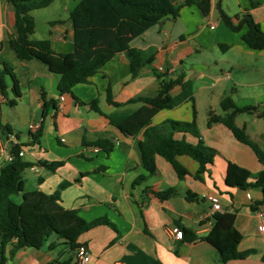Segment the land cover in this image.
<instances>
[{"label":"crops","instance_id":"0c3cea01","mask_svg":"<svg viewBox=\"0 0 264 264\" xmlns=\"http://www.w3.org/2000/svg\"><path fill=\"white\" fill-rule=\"evenodd\" d=\"M80 1L52 0L46 8L33 11L31 39L47 40L56 54L73 52L69 15ZM217 3L231 18L249 14L264 32V0H211L207 16L195 5L184 6L176 19L165 18L131 41L143 60L135 78L127 54L118 53L84 83L75 85L71 94L60 95V76L35 59H18L10 48L14 10L7 0H0V69L3 64L11 69L20 91L15 97L11 77L6 76V94L0 99V170L8 163L13 144L20 146L21 159L26 162H63L55 172L33 165L34 169L23 173L24 187L51 194L60 183L69 182L61 192L62 208L77 210L86 221L105 218L112 225H99L80 236L78 242L89 253L86 264H264V235L259 231L262 194L258 189L229 188L224 181L228 163L252 173L263 166L225 126H207L209 110L216 115L225 113L220 108L223 98L230 97L238 108L253 107L252 113L237 114L234 121L264 153V49L253 50L244 43L245 25L238 31L228 29L219 19ZM56 9V16L45 19L48 29L40 32L37 13ZM158 73L171 80L182 75L184 82L191 83L197 128L216 155L202 180L192 176L198 165L191 158L178 157L190 173L179 180L171 164L156 156L155 173L133 186L134 180L147 175L138 148L141 134L123 135L93 107L104 115L138 110L142 104L130 100L154 96L159 90ZM180 91L176 86L171 95ZM108 94L116 106L107 101ZM44 101L48 108L43 117ZM201 111L204 120H200ZM192 116V102L187 101L158 111L152 124L167 119L191 122ZM31 124L41 128L36 144L31 141L35 133L28 130ZM182 137L190 144L197 142L189 135L175 134L177 139ZM104 141L108 142L106 149L96 145ZM31 175L35 178L30 179ZM146 187L156 192L172 188L176 193L160 201L145 192ZM188 192L197 198L188 200ZM211 198L219 201L222 212L235 214V227L242 235L237 250L253 249L254 254L223 263L217 250L203 239L212 227ZM169 228L193 235L186 232L182 240H173L167 235ZM69 257L75 263L63 241L50 237L40 249H19L6 264H48Z\"/></svg>","mask_w":264,"mask_h":264},{"label":"trees","instance_id":"16d2710c","mask_svg":"<svg viewBox=\"0 0 264 264\" xmlns=\"http://www.w3.org/2000/svg\"><path fill=\"white\" fill-rule=\"evenodd\" d=\"M14 10V29L9 38V46L20 60L35 59L45 64L50 73L60 76L58 92L60 95L71 94V89L84 83L103 64L118 53H126L130 59V74L135 78L143 65L139 50L131 47V41L159 24L165 18L176 19L179 10L184 6L195 5L203 16L210 11L211 0H81L75 5L69 15L73 29L74 50L68 54H56L47 40H33L35 21L31 13L49 6L52 0H7ZM219 19L232 31H238L245 25L247 31L242 35L244 43L253 50L264 49V32L254 23L249 14H237L233 18L224 13L219 3L216 5ZM234 20H237L234 23ZM12 80V92L19 97L20 91L17 80L10 68L5 64L0 69V94L5 95V78ZM159 90L151 97H136L130 102L141 103L142 106L133 112L104 115L97 106L93 107L113 127L125 136L141 134L138 148L141 154L143 168L147 175H141L133 181V186L146 181L148 176L155 173V158L160 156L171 164L179 180L189 175V171L178 161V157L187 156L194 160L197 171L192 175L202 180L201 175L208 172V166L213 162L216 151L204 144L196 124L193 88L190 82L183 81L180 75L177 79H165L158 73ZM180 86L179 94L172 96L174 87ZM44 100V99H43ZM107 101H111L110 94ZM192 102V121L179 122L164 120L152 124L158 111L171 110L184 102ZM12 103L10 102V105ZM43 117L46 115L48 104L43 102ZM223 115H216L212 110L207 112V126L222 124L241 144L250 148L263 170L252 173L234 163H228L225 174V184L229 188L247 190L258 189L262 194L259 204L264 205V153L248 137L243 127L235 124V116L240 113H252L253 107L238 108L230 97L220 102ZM41 128L31 135L32 143H38ZM175 134L189 135L197 142L188 143L184 137L177 139ZM106 141L96 145L106 149ZM20 146L13 144L10 155L11 161L0 170V264H6L7 258H12L22 248L40 249L48 238L54 237L63 241L66 250L74 254L84 246L78 242L81 235L99 225H112L105 218L92 221L84 220L74 209L62 208L61 192L69 186L62 182L51 194L40 191H26L23 173L38 165L48 172H55L63 165L62 161L26 162L18 155ZM145 192L164 201L173 196L175 189L156 192L150 187ZM20 197V202L13 200ZM186 198H197L190 192ZM253 208V207H251ZM190 231L183 229V234ZM203 239L213 246L220 255L223 263L232 260H243L255 253V250L239 252L237 245L242 240L241 233L235 227V214L217 212L212 215V227ZM264 263V254L261 256ZM48 264H76L72 257L60 261L54 260Z\"/></svg>","mask_w":264,"mask_h":264},{"label":"built area","instance_id":"2783aa9c","mask_svg":"<svg viewBox=\"0 0 264 264\" xmlns=\"http://www.w3.org/2000/svg\"><path fill=\"white\" fill-rule=\"evenodd\" d=\"M1 98L2 96L0 94V99ZM28 130L31 133H35L38 130V125L37 124L29 125ZM18 155L21 157L23 153L20 151ZM11 159L12 157L11 155H9L8 162H10ZM31 169H34V168L31 167ZM210 203H211V215L217 212H222L220 203L216 198H211ZM260 216H261V221L259 223V231L262 235H264V211L261 212ZM167 235L170 239L182 240L183 231L182 229H179V228H169L167 229ZM74 258H75L76 264H86L89 259V253H88L87 248L84 246L79 247L74 253Z\"/></svg>","mask_w":264,"mask_h":264},{"label":"rangeland","instance_id":"374dc122","mask_svg":"<svg viewBox=\"0 0 264 264\" xmlns=\"http://www.w3.org/2000/svg\"><path fill=\"white\" fill-rule=\"evenodd\" d=\"M56 14H58V10H45V11H40L37 13V19L39 20V31L40 32H44L48 29V26L45 23V19L50 17V16H56ZM205 119V114L203 111H201V115H200V120H204ZM34 176H30V179H32ZM35 178V177H34ZM28 188L29 185H28ZM13 200L15 202H20V198L19 196H14Z\"/></svg>","mask_w":264,"mask_h":264},{"label":"water","instance_id":"95a60500","mask_svg":"<svg viewBox=\"0 0 264 264\" xmlns=\"http://www.w3.org/2000/svg\"><path fill=\"white\" fill-rule=\"evenodd\" d=\"M163 21V20H162Z\"/></svg>","mask_w":264,"mask_h":264}]
</instances>
